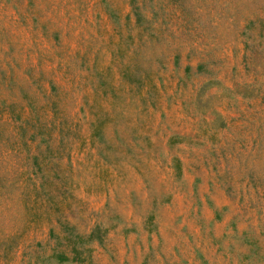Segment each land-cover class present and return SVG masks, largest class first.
<instances>
[{
  "label": "rangeland",
  "instance_id": "rangeland-1",
  "mask_svg": "<svg viewBox=\"0 0 264 264\" xmlns=\"http://www.w3.org/2000/svg\"><path fill=\"white\" fill-rule=\"evenodd\" d=\"M138 6L0 0V264H264V0Z\"/></svg>",
  "mask_w": 264,
  "mask_h": 264
},
{
  "label": "trees",
  "instance_id": "trees-1",
  "mask_svg": "<svg viewBox=\"0 0 264 264\" xmlns=\"http://www.w3.org/2000/svg\"><path fill=\"white\" fill-rule=\"evenodd\" d=\"M129 1V5L131 7V13L132 15L135 17L136 21L139 22L142 18V13L139 11V6H138V0H128ZM260 20V19H257ZM20 134V133H19ZM35 132H32V140L34 141L35 138ZM35 145H38L37 143H35ZM30 159V165H29V169L28 170H39V165H38V155L36 153H33L29 156ZM73 252V251H72ZM55 257L58 261H65L67 259V257L65 256V254L63 252H59L55 254Z\"/></svg>",
  "mask_w": 264,
  "mask_h": 264
}]
</instances>
